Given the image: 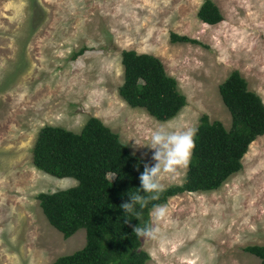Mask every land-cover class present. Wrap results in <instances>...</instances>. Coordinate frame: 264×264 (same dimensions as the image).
<instances>
[{"label": "rangeland", "instance_id": "374dc122", "mask_svg": "<svg viewBox=\"0 0 264 264\" xmlns=\"http://www.w3.org/2000/svg\"><path fill=\"white\" fill-rule=\"evenodd\" d=\"M223 20L197 17L203 0H0V264H50L85 243V229L64 238L36 195L76 184L35 168L41 127L79 132L95 116L149 167L146 145L160 125L195 127L199 117L228 128L218 85L232 70L264 102V0H211ZM170 32L197 40L172 43ZM84 51L74 58L79 50ZM158 57L186 104L168 121L129 106L118 94L122 50ZM242 168L212 191L184 192L150 211L156 238L141 237L146 264H259L243 250L264 244V134L250 144ZM186 169L164 174L180 184Z\"/></svg>", "mask_w": 264, "mask_h": 264}, {"label": "trees", "instance_id": "16d2710c", "mask_svg": "<svg viewBox=\"0 0 264 264\" xmlns=\"http://www.w3.org/2000/svg\"><path fill=\"white\" fill-rule=\"evenodd\" d=\"M197 17L208 25L223 20L211 0H203ZM169 40L200 44L175 32H170ZM83 51L76 52L74 58ZM121 64L123 81L118 94L129 106L144 109L158 121H168L186 104L176 79L166 73L158 57L122 50ZM218 92L230 114V126L226 128L221 121L202 114L183 181L165 187L157 199L139 189L145 162L132 155L119 135L99 118L89 117L79 132L51 125L40 128L32 147L35 168L77 181L64 189L38 193L42 213L64 238L85 229L84 245L50 264H146L149 255L140 249L141 237L133 230L151 225L150 211L180 193L215 190L242 168L249 145L264 134V102L248 88L238 70L228 74L218 85ZM138 191L147 197L145 206H136L139 216L126 214L121 205L130 202V193ZM243 250L264 264V244L248 245Z\"/></svg>", "mask_w": 264, "mask_h": 264}, {"label": "clouds", "instance_id": "9594fccd", "mask_svg": "<svg viewBox=\"0 0 264 264\" xmlns=\"http://www.w3.org/2000/svg\"><path fill=\"white\" fill-rule=\"evenodd\" d=\"M195 127H184L180 125H160L151 132L149 142L146 145L154 150L153 159L156 161L154 166H144V171L140 175L141 189L143 193L151 194V199H157L159 193L165 190L162 182L164 174H178L186 169L190 163L193 151L196 147ZM130 202L123 203L121 208L126 214L139 216L136 206H145L147 197L140 192L130 193ZM167 214V208L163 205L155 206L153 216L157 221L163 219ZM127 222V221H125ZM138 237L156 238L159 229L153 225L144 227L136 226L133 230Z\"/></svg>", "mask_w": 264, "mask_h": 264}]
</instances>
